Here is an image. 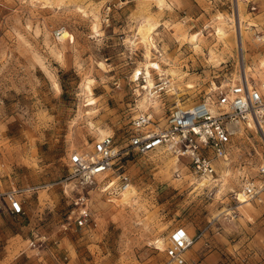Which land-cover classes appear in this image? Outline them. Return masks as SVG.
<instances>
[{"label":"rangeland","instance_id":"1","mask_svg":"<svg viewBox=\"0 0 264 264\" xmlns=\"http://www.w3.org/2000/svg\"><path fill=\"white\" fill-rule=\"evenodd\" d=\"M161 1L0 0V193L23 204L20 214L0 211V264H170L177 225L196 238L186 264H264V191L250 202L232 197L242 177L256 176L259 128L241 124L216 184L200 185L167 151L127 149L133 117L148 112L161 126L177 102L244 73L263 77L255 34L264 33V0ZM145 21L156 27L149 38ZM146 61L166 72L152 70V108L143 106L145 78L132 79ZM105 134L123 147L119 170L137 191L126 203L70 173V153ZM79 195L91 213L82 225Z\"/></svg>","mask_w":264,"mask_h":264},{"label":"built area","instance_id":"2","mask_svg":"<svg viewBox=\"0 0 264 264\" xmlns=\"http://www.w3.org/2000/svg\"><path fill=\"white\" fill-rule=\"evenodd\" d=\"M206 1L217 6L227 3L236 5L237 0ZM255 35L257 40L264 43V33L257 32ZM262 57L264 59V52ZM250 121L264 135V77L244 73L236 79H229L225 85H214L212 93L203 99L173 107L164 125L150 126L153 121L147 113L133 117L127 149L141 153L167 149L186 161L195 175L213 177L217 160L228 158L235 127ZM122 148L112 134H105L93 140L90 148L75 149L68 157L71 175L78 177L82 185L100 184L101 191L108 197L117 195L131 182L130 175L119 170ZM176 174L179 176L178 172ZM98 175L103 177L99 178ZM263 191L264 151L257 165L256 176L242 177L239 187V192L249 200L256 199ZM239 192H234L232 197L237 200ZM87 200L85 195H79L75 200V203L81 204L75 218L79 225L91 217ZM5 209L11 214L23 212L22 201L13 191L0 193V211ZM195 239L185 226H175L165 247L167 261L170 264H186V252Z\"/></svg>","mask_w":264,"mask_h":264},{"label":"bare ground","instance_id":"3","mask_svg":"<svg viewBox=\"0 0 264 264\" xmlns=\"http://www.w3.org/2000/svg\"><path fill=\"white\" fill-rule=\"evenodd\" d=\"M161 2L162 1L160 0V3ZM243 27L244 26L242 24V26H240V28H241V35L242 36H243V33H244ZM155 28H156L155 25L150 24V23H148L146 21L143 22V24H142V32H143L144 37L145 38H149L150 37V34L154 32ZM237 29H238V26H237V22H236V30ZM218 31H219V35L220 36H223L224 35V32L222 31L221 28H219ZM237 33H238V30H237ZM190 40L191 41H195L196 40V37L193 35V36L190 37ZM151 45H152V49L153 50L155 49L156 51H159L158 48L156 47V45H154L153 43ZM261 67H262V73H263V77H264V59H263V62H261ZM152 70L153 71L160 72L162 76H165V74H166V72L163 70V68L159 64V62H157V61H146V62H144L143 66L137 68L134 71L133 75H132V79L135 80V81H138L141 77L145 78V81H144L145 82V86L143 87V89H146L147 94H145V96L143 98V106H145L146 108H152L156 104L153 99L158 94V92L156 90L157 87H156V84H155V80L153 78ZM263 77H259V78H263ZM188 87H192V85H188ZM88 91H89V98H88L87 101L89 102L88 103L89 105H92V104H94V97L92 96V91H91V89H90L89 86H88ZM176 106H179L180 107L179 102H177V105ZM143 113H147L149 115V117L152 118V114H149L148 112H143ZM241 124H239V125H237L235 127V129H236L235 131L238 132V130L240 128H242V125ZM246 125L249 126V127H252V126L255 127V125L251 121L248 124H246ZM255 129L258 131V128H255ZM100 133L101 134H104V131L103 130H100ZM159 150H161V151H167L172 156H174V158L177 160L178 163H182L185 166V168L188 169V166L185 163L182 162V158L181 157H178L177 155H175V153H172L171 151H169L167 149H163V148H158V149L152 150V151H159ZM226 160H227L226 158H220L219 160H217L218 161V165L221 164V163H227ZM215 168H216V166H215ZM192 174L194 176H196L193 172H191V175ZM98 177L99 178H102L103 175H98ZM196 177L199 178L200 180H203V182H201L200 185H205L206 182H213V181H214L215 184L217 183V182H215L216 178L212 179L213 177H211L210 175L201 176V177L196 176ZM214 183H213V185H215ZM212 187H214V186H212ZM102 190H103V188H102ZM238 194H239V197H238L239 200H241V201H248V202L251 201L248 198H246L242 193L239 192ZM136 195H137V191L135 190V188L132 186V183L130 182L126 186L125 189L121 190L117 195H114L112 197H114V198H121L122 197L119 201H124V203H126L129 199H132L133 196H136ZM194 242H193V244H194ZM158 244L160 246H163V241L158 240Z\"/></svg>","mask_w":264,"mask_h":264},{"label":"crops","instance_id":"4","mask_svg":"<svg viewBox=\"0 0 264 264\" xmlns=\"http://www.w3.org/2000/svg\"><path fill=\"white\" fill-rule=\"evenodd\" d=\"M189 250V249H188Z\"/></svg>","mask_w":264,"mask_h":264}]
</instances>
